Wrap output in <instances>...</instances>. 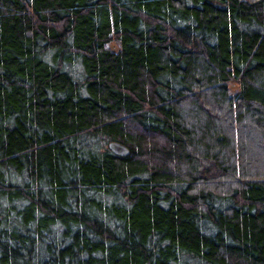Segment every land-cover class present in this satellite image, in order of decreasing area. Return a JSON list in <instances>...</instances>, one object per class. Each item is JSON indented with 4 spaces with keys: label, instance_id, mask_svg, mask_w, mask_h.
<instances>
[{
    "label": "trees",
    "instance_id": "16d2710c",
    "mask_svg": "<svg viewBox=\"0 0 264 264\" xmlns=\"http://www.w3.org/2000/svg\"><path fill=\"white\" fill-rule=\"evenodd\" d=\"M0 264H264V0H0Z\"/></svg>",
    "mask_w": 264,
    "mask_h": 264
},
{
    "label": "water",
    "instance_id": "95a60500",
    "mask_svg": "<svg viewBox=\"0 0 264 264\" xmlns=\"http://www.w3.org/2000/svg\"><path fill=\"white\" fill-rule=\"evenodd\" d=\"M109 147H111V149L115 152V153H122V154H125L126 153V150L119 146L118 144H109Z\"/></svg>",
    "mask_w": 264,
    "mask_h": 264
}]
</instances>
